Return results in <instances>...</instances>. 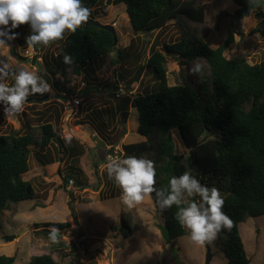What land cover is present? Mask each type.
<instances>
[{
	"label": "rangeland",
	"instance_id": "1",
	"mask_svg": "<svg viewBox=\"0 0 264 264\" xmlns=\"http://www.w3.org/2000/svg\"><path fill=\"white\" fill-rule=\"evenodd\" d=\"M115 1L105 0L88 7L91 9L89 19L114 26L117 43L109 56L89 60L86 70L77 73L72 68H64L59 57L64 38L48 46L29 48L26 42L31 32L29 25H21L25 29L24 42L16 37L0 46V61L9 65V76L5 82L14 83V74L22 69L35 72L51 86V91L43 96L36 94L29 97L21 113L8 114L0 106V134L10 128L24 127L28 119L34 125L37 123L34 118L53 115L55 107L60 113L61 134L77 138L85 148L84 153L76 157L63 155L60 151L56 162L44 166L35 160L36 148H32L34 152L29 160V170L23 178L34 184L37 198L14 203L0 216V255L15 256L14 264H27L31 256L41 254L50 255L57 264H176L169 245L159 232L158 226L164 225V218L153 196L145 197L134 208L124 205L121 195L111 197L119 188L107 173L110 159L121 157L124 144L146 140L138 132L135 108L130 107L125 126L119 123L115 113L117 102L111 94L132 98L140 93L155 91L158 81L153 71L145 69L135 79V72L149 57L154 41L158 39L155 50H161L163 46L159 39L176 41L181 29L191 31L198 26V34L212 47H217L227 36L228 15L238 6L232 0H200L204 7L203 22H194L180 15L182 18L170 22L159 36L158 32L137 33L139 65L131 66L118 59L117 49L124 50L135 32L129 23L125 5ZM241 29L242 32L235 34L234 42L225 50V55L243 54L249 64L260 62L264 59V33L261 31L264 27L259 24L254 12L242 20ZM166 57L168 83L173 85L180 80V65L177 57ZM197 63L201 65L200 72L193 71ZM206 71V62L196 59L184 65L183 75L194 83L198 75ZM132 80L135 81L131 84ZM51 122L56 123L54 116ZM172 134L175 151L182 154L187 162L189 148L183 145L175 129ZM186 166L187 170L191 169L187 163ZM191 171L204 185L216 180L215 175L210 174L205 175L202 181L194 169ZM69 175L72 178H67ZM71 180L74 183L70 184ZM69 203L74 208L76 221ZM64 221L70 226L60 230L58 239L52 242L49 234L42 230V223ZM34 223L40 226L36 228ZM127 226H133L134 231L125 236L121 228ZM238 227L250 264H263L264 214L247 217ZM7 235L13 238L6 240ZM172 243L178 248L180 261L184 264H204L207 245L212 252L209 264L229 263L219 246L217 235L204 245H198L191 241L187 230V235L172 239Z\"/></svg>",
	"mask_w": 264,
	"mask_h": 264
},
{
	"label": "trees",
	"instance_id": "2",
	"mask_svg": "<svg viewBox=\"0 0 264 264\" xmlns=\"http://www.w3.org/2000/svg\"><path fill=\"white\" fill-rule=\"evenodd\" d=\"M104 1L83 0V4L90 8ZM232 1L238 7L228 15L227 36L221 45L212 47L198 34V26L191 31L183 28L176 41L164 42L159 39L163 48L156 49L135 72L137 80L143 70L153 71L158 81L155 91L140 93L132 98L129 95H111L117 102L115 113L119 123L125 126L130 107L135 108L138 132L146 137L142 142L124 144L121 157L144 156L155 161L157 188H167L172 176H179L187 170L186 163L202 177V181L205 175L214 174L216 180L205 185L220 190L225 201L221 211L232 221L231 229L221 225L216 232L219 246L228 264H250L238 226L247 217L264 214V59L249 64L243 54L227 57L225 50L234 42L235 34L242 32L241 22L251 12L264 27V0ZM115 2L125 5L129 23L135 32L124 50L117 49L118 59L131 66L139 65L137 33L158 32L159 36L170 22L182 18L180 15L194 22L204 20V7L200 0ZM102 25L91 18L76 33L65 34L59 56L64 68H72L78 73L87 69L89 60L101 59L112 53L116 48L113 34ZM22 26L14 30L20 42H24L25 29ZM261 31L264 33L263 29ZM65 54L72 57V64L63 62ZM167 55L177 57L180 65V80L173 85L168 83ZM196 59L206 62L207 71L199 74L198 80L192 83L184 77L183 68ZM53 109V115L44 114L34 118L37 122L34 125L28 119L24 127L10 128L8 132L0 134V216L14 203L37 198L34 184L23 178L29 170V160L34 152L32 148H36L35 160L43 166L56 162L60 151L69 157L79 156L85 151L77 138L71 136L70 142H67L69 137L61 134L59 110ZM53 116L55 124L51 122ZM173 129L178 132L183 145L189 148L187 162L182 154L175 151ZM67 178L72 177L69 175ZM118 195H121L120 189L111 197ZM153 199L155 202L154 195ZM69 204L76 221L74 208ZM176 211V206L160 211L172 239L187 235V230L175 220ZM125 220L129 223L127 218ZM34 226L37 228L40 225L34 223ZM50 226L62 230L70 223L43 222L42 230L49 234L47 227ZM133 231V226L121 228L125 236ZM14 262L15 256L0 255V264ZM27 264L57 262L50 255L41 254L31 256Z\"/></svg>",
	"mask_w": 264,
	"mask_h": 264
},
{
	"label": "clouds",
	"instance_id": "3",
	"mask_svg": "<svg viewBox=\"0 0 264 264\" xmlns=\"http://www.w3.org/2000/svg\"><path fill=\"white\" fill-rule=\"evenodd\" d=\"M90 16L91 9L84 6L83 0H0V37L4 38L0 39V46H4L6 40H15L18 33L14 30L24 24L29 25L32 32L26 41L29 48L48 46L63 39L65 33H76ZM63 62L70 65L73 59L65 54ZM200 68L197 63L193 71L199 72ZM8 76V63L0 61V106L8 114L21 113L29 97L51 91L50 84L35 72L19 70L12 84L5 82ZM70 140L67 138V142ZM107 173L121 190V201L128 208L136 207L145 197L153 195L161 212L176 206L175 220L188 230L194 244L204 245L214 239L221 225L232 227L231 219L221 211L225 201L220 190L202 184L191 169L172 176L167 188L156 187L155 161L144 156L112 157ZM59 233V228L51 227L49 239L55 242Z\"/></svg>",
	"mask_w": 264,
	"mask_h": 264
},
{
	"label": "water",
	"instance_id": "4",
	"mask_svg": "<svg viewBox=\"0 0 264 264\" xmlns=\"http://www.w3.org/2000/svg\"><path fill=\"white\" fill-rule=\"evenodd\" d=\"M102 26L113 34L114 43L116 44L117 43V33H116L114 26L112 24H103ZM157 42H158V39L156 41H154V43L151 47V50L149 51V56L155 51ZM116 143H118V142H116ZM158 229H159V232H160L162 238L165 240V243L169 245V249L172 253L171 255L174 258L175 263L176 264H184L183 262L180 261V258L178 255V248H176L172 243V237L169 233L168 227L165 225H159ZM12 238H13L12 235L5 236L6 240H11ZM211 258H212L211 248L209 245H207L206 246V257H205V263L204 264H209L211 261Z\"/></svg>",
	"mask_w": 264,
	"mask_h": 264
},
{
	"label": "crops",
	"instance_id": "5",
	"mask_svg": "<svg viewBox=\"0 0 264 264\" xmlns=\"http://www.w3.org/2000/svg\"><path fill=\"white\" fill-rule=\"evenodd\" d=\"M52 164V163H51ZM48 165H50V164H48Z\"/></svg>",
	"mask_w": 264,
	"mask_h": 264
}]
</instances>
